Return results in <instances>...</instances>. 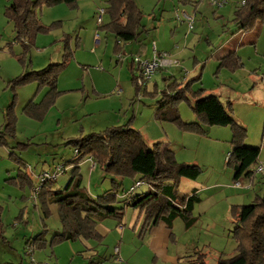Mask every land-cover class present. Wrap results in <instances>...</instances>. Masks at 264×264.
Wrapping results in <instances>:
<instances>
[{
  "label": "rangeland",
  "instance_id": "rangeland-1",
  "mask_svg": "<svg viewBox=\"0 0 264 264\" xmlns=\"http://www.w3.org/2000/svg\"><path fill=\"white\" fill-rule=\"evenodd\" d=\"M195 1L199 2L197 12L181 0H136L144 12L143 25L149 31L142 36L149 45V54L154 42L157 44L161 39L164 47L177 46L172 58L179 61L178 67L160 70L146 90L136 92L128 63L136 56L138 44L126 47L125 61L121 62L114 52L115 37L100 30L97 23L96 13L107 7L108 0H77L74 8L65 4L39 8L40 22L53 28L49 34L39 35L36 46L27 56L25 69L18 60L22 47L14 42V27L5 15L12 0H0V130L14 96L9 82L22 73L62 63L67 44L73 52L71 61L58 77V90L63 93L42 121L28 117L24 108L33 99L40 102L47 90L38 91L37 83L16 89V137L9 140L8 148H0V203L9 239L8 244L0 241V261L9 264L23 261L25 264H98L105 256L103 264H178L173 259L176 257L179 264H189L201 251L206 254L208 264H216L221 256L231 258L235 255L237 241L233 234L232 209L264 198V174L253 167L239 181L234 179V171L227 164L233 149L231 127L204 126V134L189 132L173 123L158 121L155 112L172 77L180 82L184 77L190 80L201 75V81L194 84L193 90L204 89L206 95L219 97L232 109L233 116L247 129L244 144L260 149L259 161L263 163L264 20L256 22L249 31H242L234 19L244 0H230L221 9L211 6L208 0ZM183 12L195 17L192 27L182 18ZM108 21L106 15L104 24ZM96 34L101 37L99 47L95 45ZM231 53L239 57L241 64L235 68L220 67L221 59ZM178 108L184 122H200L187 102ZM129 121L141 132L150 148L161 143L163 148L175 152L179 163L198 165L202 169L197 181L184 179L179 187L181 196L199 190L201 203L193 213L197 218L195 225L187 230L179 218L174 222L173 238H169V231L163 224L141 237V225L134 229L138 211L130 208L119 228L117 219L105 221L108 234L103 243H98L97 252L90 253L87 248L96 243L85 240L54 247L48 244L45 249L31 253L28 249L24 251L17 234L28 232L30 238L35 230L42 229V211L35 207L40 206L39 195L35 192L40 175L69 164L74 157L73 148L67 146L69 140ZM12 153L20 163L11 158ZM72 171L73 167H68L66 173L57 178L58 189L68 184ZM90 171V162L86 160L79 174L90 194L102 196L111 190L112 176L99 166L96 171ZM251 173L254 177L249 178ZM26 175L32 178L34 189L20 179ZM135 183L131 179L124 180L122 193ZM147 191L144 185L134 194ZM20 215L29 217L30 226L22 220L17 223ZM47 222V234L50 233L47 238H51L57 234L56 224L61 222L56 214ZM15 224L17 230H14ZM115 247L121 251L119 255Z\"/></svg>",
  "mask_w": 264,
  "mask_h": 264
},
{
  "label": "trees",
  "instance_id": "trees-1",
  "mask_svg": "<svg viewBox=\"0 0 264 264\" xmlns=\"http://www.w3.org/2000/svg\"><path fill=\"white\" fill-rule=\"evenodd\" d=\"M181 1L185 4L187 0ZM62 4L74 8L77 7V0H12L7 7L5 15L14 27V42L22 47V54L18 56V60L24 69L27 67V56L36 46L38 36L49 34L53 28L40 22L37 10L43 6L54 7ZM107 4L106 15L109 21L102 25L100 30L115 37V54L123 56L121 52L124 45L131 43L140 44V49L143 50L146 45L140 39L145 31L144 12L136 0H108ZM263 20L264 0H244L235 12L234 21L242 31H249L256 22ZM72 57L73 52L67 44L62 63L22 73L9 82L14 96L5 112V124L0 130V148H8L9 140L16 137L17 118L14 113L16 89L37 83L38 91L47 90L40 102L37 103L33 99L24 108V113L28 117L42 121L63 93L58 90V77ZM240 64L239 57L231 53L221 59L220 67L235 68ZM130 70L135 90L140 92L133 60ZM200 81L201 75L182 82L170 79L158 102L155 118L160 122L173 123L184 131L200 134L206 132L204 126L231 127L233 149L227 164L234 171V179L239 181L253 167H257L258 171L261 151L244 144L247 129L238 122L232 114V109L226 107L219 97L206 95L204 89L193 90L194 84ZM183 102L190 105L200 122L186 123L182 120L178 107ZM67 146L73 148L74 157L69 164L62 166L66 171L68 167H73L72 177L68 184L60 189L56 187L57 179L40 182L38 199L43 214V231L28 242L29 249L40 251L48 244L54 247L64 242L78 240L102 243L104 237L97 231V225L109 218H115L121 226L130 208L138 211L134 229L141 225L139 231L141 237L152 232L160 223H165L171 231L170 238H173L172 230L177 219L184 221L187 230L197 222L193 213L196 206L201 203V198L196 191L191 195L181 196L179 187L184 179L197 181L202 169L198 165L179 163L175 152L170 148H163L161 143L150 148L141 132L134 128L132 121L122 126L108 127L99 133L71 139ZM11 158L21 162L14 153L11 154ZM89 158L94 159L105 174L113 177L111 190L102 196L90 194L79 174L81 165ZM20 179L28 183L32 189L35 188L29 175L21 176ZM126 179L134 180L136 183L122 193L123 181ZM144 185H147L148 191L135 195V191ZM51 205L58 208L62 230L48 241L46 221L52 216ZM3 211L0 203V241L5 242ZM232 217L235 225L233 234L237 241L236 253L231 258L221 256L216 264H264V198L259 197L249 205L233 207ZM21 220L22 216L17 218V223ZM206 258V254L198 251L189 264H208Z\"/></svg>",
  "mask_w": 264,
  "mask_h": 264
},
{
  "label": "built area",
  "instance_id": "built-area-1",
  "mask_svg": "<svg viewBox=\"0 0 264 264\" xmlns=\"http://www.w3.org/2000/svg\"><path fill=\"white\" fill-rule=\"evenodd\" d=\"M204 1V0H199ZM230 0H208L209 4L216 8H223L225 7ZM178 13V12H177ZM182 18L189 23V25L192 27L193 23L195 21V17L191 14H188L186 12H183ZM106 16V8H100L98 9L96 13V19L99 26H102L104 24V18ZM178 18H180V14L178 13ZM101 44V37L99 34H96L95 37V45ZM154 54L151 59H142L139 56L133 57L134 65H135V74H136V83L140 90L146 89L148 85L151 83L153 78L158 74V72L162 69H168L170 67L179 66V61L172 59V57L169 54L162 53L160 54L157 51L156 43H154ZM120 61H124V57L122 55H119ZM88 161L91 165V172H94L98 168V163L92 159L89 158ZM66 172L65 167L62 165L57 166L52 172H45L42 174V176L39 178L40 182H46L49 180H55L60 175H64ZM258 172L264 174V166L260 165L258 167ZM140 184H137L139 186ZM41 185H38L35 192L36 195L40 193ZM33 250L32 248L29 249V253H31ZM118 252V249L116 250Z\"/></svg>",
  "mask_w": 264,
  "mask_h": 264
},
{
  "label": "crops",
  "instance_id": "crops-1",
  "mask_svg": "<svg viewBox=\"0 0 264 264\" xmlns=\"http://www.w3.org/2000/svg\"><path fill=\"white\" fill-rule=\"evenodd\" d=\"M199 3V2H198ZM198 3H197V1H195V0H187L186 2H185V5H188V6H192V7H194V11L195 12H197V10H198V7H197V5H198ZM186 22V21H185ZM149 31H147V29H146V27H145V31H144V33H148ZM174 33V32H173ZM143 36V35H142ZM141 36V39L140 40H142L143 41V43L146 45V47L143 49V50H141L140 49V44H138V47H137V52H136V56H139V57H141L142 59H151L152 57H153V54H154V49L152 48V52H151V54H149L150 52H149V45L144 41V38ZM39 39V36H38V38H37V40ZM160 40L161 39H159L158 41L159 42H157V44H156V48H157V51L160 53V54H162V53H166V54H169L171 57L173 56V55H176L175 54V51H174V48H176L177 46H171L170 48H167V47H164L163 46V43L161 44L160 43ZM155 43V42H154ZM133 44L134 43H131V44H126V45H124V48H123V50H122V54H123V56H124V54L126 53V51H125V49H126V47H130V46H133ZM101 45V44H100ZM100 45H97L98 47L100 46ZM150 55V56H149ZM133 58V57H132ZM173 59V58H172ZM177 60V59H176ZM125 61V60H124ZM124 61H121V62H124ZM127 61V60H126ZM132 61V60H131ZM178 61V60H177ZM128 68L130 69L131 68V63H128ZM131 71V70H130ZM187 74H188V72H187ZM172 79V81H178L179 82V80L178 79H176V78H174V77H172L171 78ZM184 80H187V78L186 77H184L183 79H182V81H184ZM170 81V80H169ZM169 81L167 82L168 84H169ZM182 81H180V82H182ZM156 84V83H155ZM260 165H263L264 166V162L262 163V162H260ZM91 172V171H90ZM252 177H254V175L251 173V174H249V178H252ZM194 191H196L197 193L199 192V190H197V189H195ZM38 210H39V208H40V206H38V205H36L35 206ZM50 209H51V211H52V214H53V216H54V214H56L57 215V217L59 218V215H58V208H57V206L56 205H51L50 206ZM41 210V209H40ZM136 211V210H135ZM40 212V211H39ZM41 213V212H40ZM128 214V213H127ZM126 214V215H127ZM115 219V218H114ZM125 219H126V217H125ZM40 220H41V224H42V229H40V230H37V231H39V232H36V230L34 231V233L32 234L33 236H31L30 238H28L30 235L29 234H17V239L18 240H20L21 239V241L23 242V247H24V251H26L27 249L29 250V246H28V242L29 241H31L34 237H36L38 234H40L42 231H43V215L42 214H40ZM137 220H138V217H137ZM137 220H136V222H137ZM22 221H25L24 223L25 224H28L29 225V217H23L22 218ZM47 221H49V219L47 220ZM46 221V224L48 223ZM106 221V220H105ZM105 221L104 222H101V223H99L98 225H97V231L99 232V234L100 235H102L103 237H104V240L106 239V237H107V234H108V231H107V229H106V227L104 226V223H105ZM160 224H163V226H165V228L169 231V238H170V234H171V231L167 228V226H166V224L165 223H160ZM159 224V225H160ZM16 225L17 224H15L14 225V228L16 227ZM30 226V225H29ZM47 226H48V224H47ZM117 227L119 228V222H117ZM158 227V226H157ZM156 227V228H157ZM18 228V227H17ZM17 228H15L14 230H17ZM48 228H49V226H48ZM164 228V227H163ZM27 229V228H26ZM155 229V228H154ZM153 229V230H154ZM61 230H62V225H61V223H60V225H58V223L56 224V228H55V231L57 232V233H60L61 232ZM152 230V231H153ZM49 231V230H48ZM36 233H38L37 235H36ZM48 236L47 237H49V235H50V233L49 234H47ZM55 235V234H54ZM53 235V236H54ZM53 236H51V238L53 237ZM5 237H6V240H5V242H3L4 244H8L9 243V239H8V235H7V230H6V232H5ZM51 238H47V240L49 241V240H51ZM103 240V241H104ZM87 242H94V244L96 243V245H91V246H89L88 248H87V250L90 252V253H94V252H97L98 251V247L100 246V245H98V242H95V241H87ZM103 243V242H102ZM101 244V243H100ZM118 249V252H116V250ZM115 253L117 254V255H119V253H121V251L119 250V248L118 247H115ZM95 256H97L98 254L97 253H95L94 254ZM104 258H105V256H103V258H102V262H103V260H104ZM174 260H176V262L179 264V262H180V260H178L176 257L175 258H173ZM23 261V260H22ZM102 262H100V263H98V264H103ZM0 264H9V263H7V262H5V260H1L0 261ZM20 264H25V261H23L22 263H20Z\"/></svg>",
  "mask_w": 264,
  "mask_h": 264
}]
</instances>
